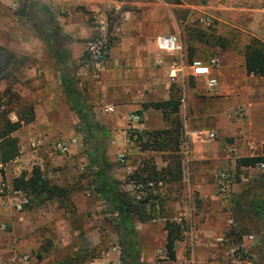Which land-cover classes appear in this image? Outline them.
I'll return each mask as SVG.
<instances>
[{"label":"rangeland","instance_id":"1","mask_svg":"<svg viewBox=\"0 0 264 264\" xmlns=\"http://www.w3.org/2000/svg\"><path fill=\"white\" fill-rule=\"evenodd\" d=\"M30 1L45 3L58 19L56 21L63 23V28L65 25L71 29V36H66L64 46L85 47L89 40L97 37L96 17L99 14L106 16L109 32L119 22V16L112 13L113 8L106 12L104 4L98 2L70 0L65 4L64 0H0V59L3 58L0 60V111L12 109L7 119L15 122V111L30 107L33 112L31 123L37 122L35 116L49 120L35 128L31 123L23 125L11 135L17 141L18 151H22L27 133L33 135L27 149L44 151L39 154L38 161L33 160L16 171L8 164V178L3 176L4 165L0 166V224L4 225L0 232V264H120V251L116 249L118 237L112 228L111 214L107 206L97 200L93 191L87 147H97L103 152L109 164L110 176L119 182L121 190L132 201L148 200L146 209L152 211V218L144 223H134L142 231L139 230L140 248L145 260L140 264L169 262L163 249L165 240L159 235L166 222L179 226L180 240L174 244V261H178L177 257H184L191 260L188 264H264V222L253 210L254 203L264 202V169L259 171L255 167L244 169L233 165L226 171L227 189L221 193L215 184L218 171L210 168V173H205L208 178L197 180L199 184L203 183L201 192L205 194L202 198L204 201L199 198L194 181L190 179L189 159L179 154L184 162L181 171L183 181L181 176L178 182H165L175 194L164 196L159 191L164 182L148 180L147 169L143 171L142 163L149 159L148 150H141L136 141L127 142L129 131L126 125L107 129L108 119L113 113L91 109L90 114L85 110L104 127L102 131L93 128L86 145H83V138L76 130L78 124L72 112L64 110L62 114H51L50 118L44 114L43 107L31 98L26 89L28 86L23 82L24 68L39 53L33 52L32 56L20 54L19 41L16 40L23 36L28 40L29 35L38 34L30 30V23L24 16L32 5ZM13 3L15 7L11 6ZM14 35L15 38H11ZM113 38L114 35L109 36L107 47ZM27 44L32 49L36 48L30 38ZM81 94L85 103L92 107L87 97ZM11 99L16 103L9 104ZM180 112L182 115L183 108ZM9 115H14L15 119L9 118ZM58 123L60 129L57 128ZM36 128L37 132L32 134ZM239 131L237 128L236 134ZM249 131L256 138L255 144L262 146L264 151V122L254 117ZM209 139L214 141L217 136ZM57 142L67 148L64 154L52 148ZM22 155L23 152L19 156ZM121 155L122 161L119 160ZM172 155L175 154L169 153L167 157ZM32 167H38L50 185L63 189L62 197L37 207L28 202V197L22 191L15 190L12 187L13 179L21 173L28 174ZM195 167L197 170L208 168L198 164ZM14 191H20L27 199L21 211L14 206L17 200L12 193ZM154 199L157 205L150 210L148 204L155 203ZM210 206L219 207V215L208 214L207 230L211 234L204 238L197 237ZM261 212H264V208ZM178 217L179 220H176ZM247 237H251V240ZM208 253H214L215 259H205Z\"/></svg>","mask_w":264,"mask_h":264},{"label":"crops","instance_id":"2","mask_svg":"<svg viewBox=\"0 0 264 264\" xmlns=\"http://www.w3.org/2000/svg\"><path fill=\"white\" fill-rule=\"evenodd\" d=\"M30 2L41 5L43 12L49 11L42 1L38 4ZM69 2L71 1L64 0L65 4ZM101 4H104L106 12L113 8L112 13L119 16V31L114 34L112 43L107 47L98 78L94 79L91 70L81 61L85 47L63 45L62 48L68 57L67 68L77 79L79 90L91 102L92 109L99 110L100 113L104 107L113 109L107 129L124 125L127 127L126 117L135 113L141 118L135 130L144 140L148 133L167 128L160 110L152 105L177 98L180 94L182 143L179 154L184 155L182 148H187L184 157L189 159V176L194 181L193 186L199 192L200 199L205 194L201 192L203 183L199 184L197 180L208 178L205 173H210V168L218 171L215 175L217 185V175L226 173L233 165L237 167L236 160L239 158L260 157L264 161L262 146L255 144L256 138L249 131L254 117L264 122V79L244 71L242 55L244 46L252 39L264 45V0H106ZM28 14L29 10L24 13L26 19ZM51 14L52 21L59 29L62 27L61 33L71 36V29L65 25L63 28V23L57 22L58 19ZM206 17L212 21L209 28L200 22ZM37 27L34 30V26H30V30L40 33L41 26ZM167 35L178 36L184 57L174 77L169 76V73H172L170 69L173 68L172 63L177 55L158 51L154 43L155 37ZM11 38H15V35ZM29 38L34 41L36 50L27 44ZM26 39V36L16 39L19 41L20 54L39 53L24 68L23 82L28 86L26 89L49 118L62 114L68 107L55 62L44 47L45 40L39 34L29 35L28 40ZM212 55L218 57L217 67L209 69L207 75H194L188 67L190 62L198 60L206 65ZM210 79L215 80L216 87L207 86ZM182 108L184 112L181 115ZM238 110H241V117L234 113ZM35 120V124L31 123L33 128L49 121L46 118L41 120L39 116H35ZM57 128H61L59 123ZM237 128L240 130L238 134L235 132ZM37 130L36 128L32 134ZM209 133L216 135L217 139H209ZM31 136L33 135L27 133L22 151L19 150L16 158L4 164L3 176L6 178L10 175L7 172L8 164L16 171L18 168H25L33 160L38 161L39 154L44 152L42 149H27V144L32 142ZM21 152L23 155L19 156ZM148 152L155 171L169 165L168 151ZM180 163L182 171V158ZM197 164L208 168L197 170ZM167 185L164 182L159 191L164 196L174 195ZM208 210L197 237L204 238L211 234L207 230L208 214L219 215L220 212L217 206H210ZM171 212L174 210L171 209ZM134 230L140 264L145 260L140 248L142 231L136 225ZM165 234L161 228L159 235L163 241ZM152 236L154 237V233ZM206 258L214 260V253H208ZM180 259L177 257L178 261L163 264H188L191 261L184 257Z\"/></svg>","mask_w":264,"mask_h":264},{"label":"trees","instance_id":"3","mask_svg":"<svg viewBox=\"0 0 264 264\" xmlns=\"http://www.w3.org/2000/svg\"><path fill=\"white\" fill-rule=\"evenodd\" d=\"M28 21L30 26H41L39 36L43 37L46 48L51 58L55 62L59 72V80L64 94L65 104L77 120L76 130L83 138V145L88 144V138L92 136V129L103 128L94 120L93 116L85 112L92 109L85 103L82 91L77 87V79L71 74L68 65V57L62 46L66 40L59 27L52 21L50 11L44 10L41 5L32 4L29 7ZM20 12L19 14H21ZM38 28V27H37ZM38 31H35V33ZM218 43V41H217ZM243 68L247 74H252L257 78L264 79V45L256 39H252L243 48ZM83 57L81 61L83 62ZM0 60H3L1 58ZM1 67V66H0ZM2 78V77H1ZM179 92V91H178ZM178 94V93H177ZM179 97L170 99L166 102L154 103L153 108L160 110L162 118L167 122V128L148 133L143 140L137 133L136 143L140 144L141 150L152 152L168 151L175 154L169 157L172 162L169 165L155 171L151 159L142 163L143 171H147V179L153 182H178L181 180V163L179 156V146L182 143V127L179 115ZM1 100V99H0ZM16 100H10L9 104H15ZM91 107V108H90ZM23 108V107H22ZM20 111H15L17 120L10 122L7 119L8 113L12 109L0 111V164L4 165L18 156L17 141L11 135L21 126L33 121V112L30 107ZM91 114V113H90ZM86 156L90 164L93 182V191L97 200L107 206L111 214L112 228L118 237V247L120 250V264H139V248L136 240L134 223H144L149 221L152 211H147V199L134 202L120 188L117 180L109 174V164L105 160L102 151L97 147H87ZM260 157H245L236 160L237 167H255L262 162ZM150 163V166L148 165ZM149 166V167H148ZM15 190L22 191L27 197L28 202L34 206H41L45 202L62 197L64 190L52 186L43 178L38 167H32L28 174L21 173L12 181ZM156 199H154L155 201ZM150 210L156 206V201L150 202ZM264 202L253 204L254 213L264 222ZM165 231V241L163 249L169 262L174 261V244L180 240L179 226L174 223L166 222L163 226ZM63 264V263H60Z\"/></svg>","mask_w":264,"mask_h":264},{"label":"built area","instance_id":"4","mask_svg":"<svg viewBox=\"0 0 264 264\" xmlns=\"http://www.w3.org/2000/svg\"><path fill=\"white\" fill-rule=\"evenodd\" d=\"M88 2H95V3H101L106 0H86ZM12 7H15L16 4L13 3L11 5ZM123 21L125 18L122 19ZM201 24L209 28L212 25V21L210 18H203L201 19ZM96 29L98 31V36L92 38L85 44V49H84V58H83V63L87 68H89L92 72V76L94 79H97L99 76L100 71L102 70L103 67V62H104V57L106 55L107 51V46H108V41H109V36L114 35L118 33L119 31V26L114 25L109 32V24L106 16L104 14H99L96 17ZM154 43L155 47L158 51L164 52V53H173L177 55L176 60L173 61L172 67L170 71L173 73H169V76L174 77V73L177 68L181 67L182 62H183V52H182V46L179 41V38L177 35H167V36H157L154 38ZM156 64H159V61H156ZM218 65V57L216 55H212L206 65H203L200 61L194 60L191 61L188 67L192 71L194 75H207L208 70L217 67ZM207 86L209 88H214L216 87V82L213 79H210L207 83ZM103 113L110 114L113 113V109L111 107H104L102 109ZM238 117H241V110L235 111L234 112ZM9 118L15 119L14 115H10ZM141 118L138 114L135 113H130L126 117V122H127V129L129 131L128 137H127V142L129 143L130 141H136L137 140V132L135 130V126L140 122ZM214 134L209 133L208 138H213ZM52 148L60 152L61 154H64L67 151V148L57 142L55 145L52 146ZM183 153L186 155V148H183ZM119 160L122 161L123 155L119 156ZM255 168L258 169L259 171H262L264 169V164L263 163H257L255 165ZM217 189L221 193H223L227 189V184H226V179H227V174L222 172L217 175ZM13 195L16 197V203H15V208L17 211H21L22 208L27 204V199L24 196L23 193L20 191H14L12 192ZM4 229V225L0 224V232ZM249 240H251V237H247ZM118 250L119 247H116ZM120 251V250H119Z\"/></svg>","mask_w":264,"mask_h":264}]
</instances>
